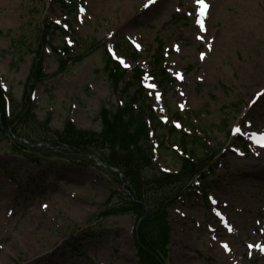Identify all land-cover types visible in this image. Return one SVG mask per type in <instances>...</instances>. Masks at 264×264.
<instances>
[{"label":"rangeland","instance_id":"1","mask_svg":"<svg viewBox=\"0 0 264 264\" xmlns=\"http://www.w3.org/2000/svg\"><path fill=\"white\" fill-rule=\"evenodd\" d=\"M204 3L201 16L195 0H79L63 16L56 0H0V87L11 110L32 92L33 115L49 131L59 133L70 121L99 132L101 106L118 101L105 76L104 48L128 70L149 71L161 45L170 81L146 78L150 107L166 128L201 136L216 153L212 171L175 200L174 187L158 193L171 204L162 260L264 264V163L255 165V135L264 131V0ZM46 22L62 31L40 50ZM64 45L82 58L60 74L53 48ZM30 51L42 58L35 86L27 83L36 59ZM157 139L152 143L164 145L144 171L148 178L179 168L178 135L164 129ZM251 164L252 172L244 167ZM111 192L113 203L129 198L93 157L64 146L31 147L0 131V264H137L135 217H97ZM216 227L225 252L213 238Z\"/></svg>","mask_w":264,"mask_h":264},{"label":"trees","instance_id":"2","mask_svg":"<svg viewBox=\"0 0 264 264\" xmlns=\"http://www.w3.org/2000/svg\"><path fill=\"white\" fill-rule=\"evenodd\" d=\"M42 3L44 0H36ZM61 11L66 16L70 11L75 10V0H56ZM60 29L53 24L46 22L43 31H40V50L52 43L55 33ZM55 62L60 73H63L69 63H75L82 56H74L71 50L65 45L53 48ZM36 56L28 77V84L35 86L42 79V58L40 52H31ZM64 56V58H63ZM161 55L154 58L152 70L161 82L167 80V76L161 68ZM104 72L111 92L121 102L112 108L102 107L97 114L100 124L99 132L79 131L69 122H66L62 130L58 132L49 131L38 122L32 114V102L28 92L17 104V107L6 113V99L0 91V130L11 129L21 139L29 143H48L55 147H66L74 153H84L93 156L109 167L119 170L123 179L128 183L133 193L130 201L113 203L116 200L115 194L111 193L107 200V208L98 217L105 218L112 215H133L136 219L143 217L145 208L146 215L143 217L139 229L138 240L135 241L138 264H164L162 258L166 257V245L169 241V229L167 222L166 208L167 199L162 198L156 192H164L169 187H176L177 191L183 190L194 176L207 166L211 160L203 162V155H197L198 149L206 147L196 137L185 138L180 135L178 138L184 153L190 158H181L180 170L176 175L158 173L150 178H145L144 171L151 168V150L147 147L148 126L146 120L152 124L154 132L161 129L158 120L146 105L145 94L140 85V73L133 71L131 82H126V72L119 65L112 62L107 53L104 52ZM31 88V87H30ZM7 102L12 103L9 98ZM39 127H43L42 135L37 134ZM170 135L175 133L170 128ZM181 189V190H179ZM129 193V189L125 188Z\"/></svg>","mask_w":264,"mask_h":264},{"label":"bare ground","instance_id":"3","mask_svg":"<svg viewBox=\"0 0 264 264\" xmlns=\"http://www.w3.org/2000/svg\"><path fill=\"white\" fill-rule=\"evenodd\" d=\"M261 135H264V131L261 133ZM261 135H255V137H256V139H258ZM257 150H258V152L260 153V156H261V158H259V159H261V160H259V163H257V164H255V165H261V163H264V147H261V145L260 144H257V148H256ZM253 165L254 164H251L250 166H245L244 165V167L245 168H249V170H250V172H252L253 170ZM255 167V166H254ZM255 174V173H254ZM215 204H216V206L218 205L217 204V202H215ZM222 205H224L223 206V209H225V210H227L228 208H229V205L228 204H222ZM214 214V217L218 220V221H222V219L218 216V215H216L215 213H213ZM214 218V219H215ZM224 222V221H223ZM221 228H224L223 226H221ZM226 233L227 234H232L231 232L229 233L228 231H227V228H226ZM215 237H213V238H215V240H220V247L222 248V250L225 252V245H222V243H225L224 241H221V239L220 238H223L224 236L222 235V232H221V230H220V228L219 227H216V230H215ZM226 237V236H225ZM227 238V237H226ZM221 250V251H222ZM262 251H264V245L262 246ZM232 257L230 256V260H232V262H233V259H231ZM236 264H238V263H236Z\"/></svg>","mask_w":264,"mask_h":264},{"label":"snow or ice","instance_id":"4","mask_svg":"<svg viewBox=\"0 0 264 264\" xmlns=\"http://www.w3.org/2000/svg\"><path fill=\"white\" fill-rule=\"evenodd\" d=\"M195 2L200 7V15L203 16L205 14V9L208 7L207 4L204 3V0H195ZM197 22L200 23L201 29L203 30V23H202V21H197ZM152 87H155V85H152ZM237 131H239V129ZM257 143H259L261 145V147H264V135H261L257 139ZM225 247H227V246L225 245Z\"/></svg>","mask_w":264,"mask_h":264}]
</instances>
